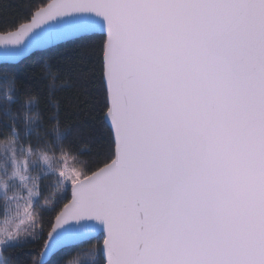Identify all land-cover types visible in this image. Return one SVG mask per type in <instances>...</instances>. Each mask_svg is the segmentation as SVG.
<instances>
[{
    "label": "snow or ice",
    "instance_id": "obj_1",
    "mask_svg": "<svg viewBox=\"0 0 264 264\" xmlns=\"http://www.w3.org/2000/svg\"><path fill=\"white\" fill-rule=\"evenodd\" d=\"M58 256L264 264V0L0 16V264Z\"/></svg>",
    "mask_w": 264,
    "mask_h": 264
},
{
    "label": "trees",
    "instance_id": "obj_2",
    "mask_svg": "<svg viewBox=\"0 0 264 264\" xmlns=\"http://www.w3.org/2000/svg\"><path fill=\"white\" fill-rule=\"evenodd\" d=\"M24 11V0H0V16L7 15L9 18L20 14ZM42 55H51V53H43ZM27 67L28 70L31 71L35 68V63L34 61H28L27 62ZM27 83L35 88L36 86L40 85L41 82L39 78H33ZM62 100V114L64 116V123L67 124L68 126H72L75 121H76V116L74 113V109L69 107L66 103V100L68 98H71V93L70 92H63L59 94ZM50 196H58L59 193L57 192L56 185L53 182L52 185L50 186L49 193ZM24 258L27 260V250L22 254ZM52 264H61L60 257H56Z\"/></svg>",
    "mask_w": 264,
    "mask_h": 264
}]
</instances>
